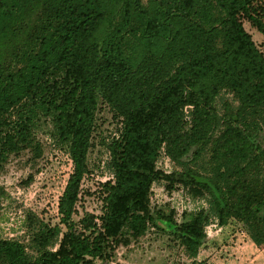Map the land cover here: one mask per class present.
<instances>
[{
	"label": "trees",
	"instance_id": "1",
	"mask_svg": "<svg viewBox=\"0 0 264 264\" xmlns=\"http://www.w3.org/2000/svg\"><path fill=\"white\" fill-rule=\"evenodd\" d=\"M116 1L0 0V46L35 14L11 48L17 65L0 72V152L26 147L21 125L12 133L6 119L37 99L52 112L54 137L73 163L57 205L65 230L41 226L34 255L23 242L0 237V264H109L116 237L136 236L154 222L149 201L163 176L160 156L175 167L170 181L202 202L174 227L188 255L212 220L233 219L264 246V51L244 27L264 37V1L204 0L210 6L195 9L199 0H158L147 10L140 0H121L120 22L98 40ZM129 36L146 46L142 58L126 51ZM100 101L120 117L112 177L102 184L101 213L76 219ZM7 196L0 184V206ZM60 232L57 248H48Z\"/></svg>",
	"mask_w": 264,
	"mask_h": 264
},
{
	"label": "rangeland",
	"instance_id": "2",
	"mask_svg": "<svg viewBox=\"0 0 264 264\" xmlns=\"http://www.w3.org/2000/svg\"><path fill=\"white\" fill-rule=\"evenodd\" d=\"M157 1L140 0V3L145 9L151 10ZM210 4L209 1L199 0L195 9ZM107 12L105 20L95 32L98 40L120 22L121 0L114 2ZM34 19L35 14L22 18L17 23L21 27L16 36L4 39L0 46V72L11 70L17 65L18 62L13 61L11 48L24 38L20 30ZM244 27L255 44L264 51L263 35L247 22H244ZM126 39L129 44L126 51L130 55L138 59L146 55L147 48L138 37L129 36ZM35 100L36 105H29L32 101L26 100L27 108L24 105L20 107L18 115L11 111L6 119L10 123L7 130L12 133H17V123L21 125V139L26 140V147L18 152H0V184L8 194L0 206V237L23 242L31 255L36 253L32 248V240L41 226H58L61 232L65 230L59 222L57 205L73 171L66 143L54 137L52 112L47 113ZM119 126L120 117L116 111L107 102L100 101L90 128L87 172L83 178L76 219L85 213L100 214L102 211V184L112 177L110 146L117 136ZM156 166L163 176L151 186L149 206L154 222L147 223L143 232L136 236L126 231L116 237L109 264H264V259L263 263H255L254 251L251 252L249 248L251 243L233 219L224 225L210 221L197 252L188 255L175 236L174 227L187 218L189 211L201 206L202 202L187 197L178 183L170 181L175 167L167 158L160 156ZM61 232L48 248H57Z\"/></svg>",
	"mask_w": 264,
	"mask_h": 264
},
{
	"label": "crops",
	"instance_id": "3",
	"mask_svg": "<svg viewBox=\"0 0 264 264\" xmlns=\"http://www.w3.org/2000/svg\"><path fill=\"white\" fill-rule=\"evenodd\" d=\"M242 232V231H241ZM243 233V232H242ZM249 242L251 243V245L249 246V248L251 249V252L254 251V256L253 258H255V263H263V257H264V246L263 247H257L253 242H251L249 240ZM240 247V246H239Z\"/></svg>",
	"mask_w": 264,
	"mask_h": 264
}]
</instances>
